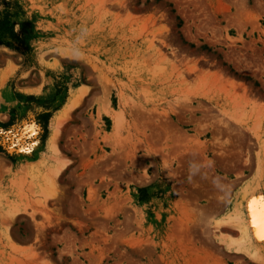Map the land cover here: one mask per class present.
<instances>
[{"label": "rangeland", "instance_id": "rangeland-1", "mask_svg": "<svg viewBox=\"0 0 264 264\" xmlns=\"http://www.w3.org/2000/svg\"><path fill=\"white\" fill-rule=\"evenodd\" d=\"M1 36L0 264H264V0H0Z\"/></svg>", "mask_w": 264, "mask_h": 264}, {"label": "bare ground", "instance_id": "bare-ground-1", "mask_svg": "<svg viewBox=\"0 0 264 264\" xmlns=\"http://www.w3.org/2000/svg\"><path fill=\"white\" fill-rule=\"evenodd\" d=\"M85 94L80 91V95H77L78 97H76L75 99H72L70 101V103L67 105V107L64 109L62 114L56 119L55 124H54L53 134L51 137L52 144H54L56 142L60 133H62L61 132V130L63 129L62 127H63L64 123L68 120V117L70 116V114L72 112H74L80 106L82 99L84 97L83 95H85ZM60 171L61 170H58L57 173L59 174ZM247 206H248V204H247ZM262 209H264V204H260L259 201L255 202L252 200V203L250 202V205L248 207V226L244 228L245 229L244 233H247L248 230H250L251 236L258 243L264 242V239L261 238V236L264 235V232H262V230L257 227V225L260 223V220H261Z\"/></svg>", "mask_w": 264, "mask_h": 264}, {"label": "clouds", "instance_id": "clouds-1", "mask_svg": "<svg viewBox=\"0 0 264 264\" xmlns=\"http://www.w3.org/2000/svg\"><path fill=\"white\" fill-rule=\"evenodd\" d=\"M214 166L212 161H207L205 163L200 162H190L189 164V180L193 177L200 175L202 179H208V174L204 169H210ZM213 186L220 192H224L227 189V185L224 183V178L221 176H215L212 178Z\"/></svg>", "mask_w": 264, "mask_h": 264}, {"label": "snow or ice", "instance_id": "snow-or-ice-1", "mask_svg": "<svg viewBox=\"0 0 264 264\" xmlns=\"http://www.w3.org/2000/svg\"><path fill=\"white\" fill-rule=\"evenodd\" d=\"M257 227L261 229L262 232H264V209H262L261 211V220L260 223L257 225ZM261 238L264 239V235H262Z\"/></svg>", "mask_w": 264, "mask_h": 264}, {"label": "trees", "instance_id": "trees-1", "mask_svg": "<svg viewBox=\"0 0 264 264\" xmlns=\"http://www.w3.org/2000/svg\"><path fill=\"white\" fill-rule=\"evenodd\" d=\"M13 34V33H12ZM18 37H17V35L16 34H13L12 35V38H10L11 39V41H13V42H15V40H13V39H17ZM1 40H0V42L2 43V44H8L7 43V41H8V39L7 38H5V36H1V38H0Z\"/></svg>", "mask_w": 264, "mask_h": 264}]
</instances>
